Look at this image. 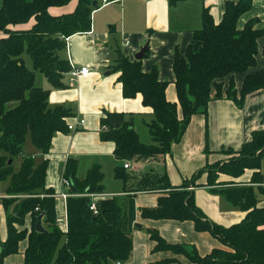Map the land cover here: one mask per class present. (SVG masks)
I'll use <instances>...</instances> for the list:
<instances>
[{
    "label": "trees",
    "instance_id": "16d2710c",
    "mask_svg": "<svg viewBox=\"0 0 264 264\" xmlns=\"http://www.w3.org/2000/svg\"><path fill=\"white\" fill-rule=\"evenodd\" d=\"M70 0H1L0 4V179L9 178L3 197L4 207L13 204L6 214V238L0 242V264L5 256L19 250L26 241L24 264H121L130 259L133 251L131 230L135 224L134 194L137 191H157L156 205L140 208L144 218L192 220L197 231H208L228 249L213 248L200 255L196 247L186 243L167 242L155 228H147L154 245L152 252L170 250L183 254L192 264H264V205L260 204L256 189L262 190L260 171L264 154V129H255L249 140L239 149L226 148L225 154L236 157L206 164L181 185L172 186L166 173L153 170L133 175L123 165L114 168L115 177L124 182V191L134 192L119 202L116 196L101 197L97 211L89 208L86 193L103 192V171L99 164L91 165L83 178L76 176L78 161L67 159L64 176L70 180V195L66 198L67 226L64 230L56 222L55 189L46 186L47 154L55 133H69L67 125L74 113L65 105L48 104L50 90L36 84V71L41 72L54 88H64L63 77L70 69L66 58L58 51L65 48L66 38L91 27V13L99 7L100 0H77L72 12L52 15L48 9L63 6ZM113 1V0H109ZM180 0H168L170 5ZM253 0H226L219 21H215L209 8L201 12V26L192 31V38L200 42L194 49L189 44L184 52L174 48L173 72L177 101L166 97L168 81L161 80L158 68L149 71L141 68V59H130L123 54L114 39V58L107 67L118 73L122 96L133 98L140 94L144 107L153 115L144 122L151 142L144 143L129 126L134 116L129 113L104 111L100 138L114 144L113 153L122 161L154 159L167 154L171 145L179 141L194 114L206 116L212 99L228 98L242 106L251 92L264 88V67L247 73L256 66L257 39L264 36V27H258L257 17L249 19L243 27L238 18L252 6ZM34 19L27 29H13L17 24ZM149 50L145 51L147 55ZM27 53L33 64L26 67L22 54ZM264 60V45L261 48ZM245 76L239 88L234 74ZM228 77L223 88L222 79ZM120 123L114 127L112 121ZM43 154L41 161L24 156L17 171L14 158L22 151L26 136ZM252 169L248 182H215L220 173L240 176ZM205 174V185L221 194L231 204L245 212L236 223L224 225L207 218L196 205L188 189L198 186ZM218 173V174H217ZM256 184V185H254ZM39 215L45 231H37ZM169 259H159L153 264H163Z\"/></svg>",
    "mask_w": 264,
    "mask_h": 264
},
{
    "label": "crops",
    "instance_id": "0c3cea01",
    "mask_svg": "<svg viewBox=\"0 0 264 264\" xmlns=\"http://www.w3.org/2000/svg\"><path fill=\"white\" fill-rule=\"evenodd\" d=\"M225 1L180 0L170 5L168 0H113L92 11L90 29L67 37L65 48L58 51L59 56L66 58L70 64L88 66L89 73L80 77L74 84H70V75L65 73L64 88H54L49 82L46 85L50 90L49 106L65 105L73 111V119L77 117L84 119L82 128L74 132L54 134L49 153L46 155L48 158L46 186H51L57 191L66 161L73 157L78 161L76 172L78 178H83L91 165L101 166L104 194L121 196L123 202L128 193L134 194L132 191H124V182L117 177L121 190L106 188L104 173L108 179L111 169L113 168L114 173L115 166L123 165L124 161L121 162L115 157L113 142L101 140L100 132L103 125L100 119L104 111L121 112L125 118L129 113H138L143 121L144 118L150 120L153 115L149 108L143 106L140 94L133 98L123 97L121 84L117 80L118 73H112L107 69L114 58L112 51L114 39L118 41L123 54L130 59H134V54L140 47L149 42V52L141 58V68L143 71H149L156 65L159 78L168 81L167 99L177 101L172 68L174 48L178 47L184 52L191 44L197 49L200 42L193 40L192 31L201 26L202 9L208 7L214 20L219 21ZM76 5L77 0H70L66 5L52 6L48 11L52 15H61L72 12ZM254 17L259 19L257 26L264 27V0H253L251 8L238 18L237 26L243 27L245 22ZM12 28L20 29L14 26ZM257 44L256 66L249 68L247 73L264 67L261 53L264 36L257 39ZM244 76L245 73L234 74L237 88ZM255 129H264V88L248 94L242 106L228 98L210 100L206 116L201 113L194 114L182 138L171 145L167 154L157 160L151 158L150 162H162L163 172L166 173L169 183L172 186H179L207 163L226 157L225 152L221 150L239 149L243 142L250 139L251 132ZM42 156L41 153V158ZM110 159L112 164L107 168ZM125 170L138 175L143 173L144 167L133 166L130 162V167ZM252 172V169H245L238 177L220 173L218 180L244 183L250 180ZM204 183L203 173L198 179L199 185H190L188 189L192 191L196 205L207 218L224 225L236 223L244 218V211L227 200L230 205H222V195L211 191ZM261 186L262 190L259 192L264 196V179ZM158 196L157 191L135 192V223L140 226H134L131 230L133 251L130 259L123 264H153L167 256L166 251H151L154 242L150 239L147 228L157 229L167 242L194 245L202 256L213 248L228 249L210 232L195 230L192 220L142 217L140 208L155 206ZM258 199L261 201L260 204L264 205V200L259 197ZM61 200L60 217H65L66 201L62 198ZM5 209L4 204H0V242L7 234ZM25 246L26 241H21L18 252L5 256L2 263L24 264ZM177 258L181 262L186 260V257L181 255H177Z\"/></svg>",
    "mask_w": 264,
    "mask_h": 264
},
{
    "label": "rangeland",
    "instance_id": "374dc122",
    "mask_svg": "<svg viewBox=\"0 0 264 264\" xmlns=\"http://www.w3.org/2000/svg\"><path fill=\"white\" fill-rule=\"evenodd\" d=\"M0 4H1V0H0ZM33 23V19H30L28 22L26 23H22V24H17L14 27L15 28H20V29H24V28H28L32 25ZM22 58L24 60V63L26 65L27 68L34 70L33 69V64H32V59L31 57L27 54V53H23L22 54ZM36 84L39 86H42L43 88H47L46 85H48V81L45 78V76L39 72L36 71ZM222 83H223V88H225L228 84V77H224L222 79ZM234 83L236 85L235 79H234ZM134 118H133V129L137 132L139 139L144 142V143H148L151 142V137L150 134L148 132V129L146 127V125L144 124V122H148V118H144V121L141 119L142 116L139 115L138 113H134ZM24 156H32L35 160V162H39L41 161V151L36 148L30 141V137L27 135L23 144V148L22 151L14 158L12 165H13V169L15 171H17L21 165V161L23 159ZM236 153H229L226 155V158L224 161L220 162L221 164L225 161H228L229 159L236 157ZM149 161V162H148ZM114 162V161H113ZM129 162H131V164L134 165H141L142 167H144V170L142 171L143 173L145 172H149L151 170H153V172H163V166L164 164L162 162H150V159H148L147 161L145 159H136L133 158L131 160H129ZM112 164V160H108V165ZM162 165V166H161ZM109 170V169H108ZM261 173L263 174V179H264V154L262 156L261 159V168H260ZM137 172V171H134ZM218 174V173H217ZM104 176H106V188L107 189H112V190H121V186H120V180H117V178L114 176L113 173V168L111 169L110 174L108 175V179H107V175L104 173ZM219 176V175H218ZM219 179V177H218ZM218 179H214L215 182H218V185L221 186L224 181H220ZM9 184V178H5V179H0V197L5 196L6 194V188ZM257 196L261 199L264 200V196L262 195L261 192H259L258 190H256ZM8 196V194H7ZM119 202H122V197H117ZM222 199V205H230V203H228L226 201L225 198H223L221 196ZM0 204L3 205V200L0 198ZM62 205V200L61 197H57L56 199V214L57 217L60 218V207ZM223 207V206H222ZM13 209V204H10L6 207L5 212L6 214H9ZM224 210V208H223ZM241 221V220H240ZM239 222V221H238ZM166 251L165 253H167V256L161 258V259H169L166 263L163 264H192L190 260H188L186 258V260L184 262L179 261V259L177 258V255H181L184 256L183 254L176 252L175 251H170V250H164ZM107 264H112V262H108Z\"/></svg>",
    "mask_w": 264,
    "mask_h": 264
},
{
    "label": "built area",
    "instance_id": "2783aa9c",
    "mask_svg": "<svg viewBox=\"0 0 264 264\" xmlns=\"http://www.w3.org/2000/svg\"><path fill=\"white\" fill-rule=\"evenodd\" d=\"M109 2H111V1L100 0L99 6L104 5L106 3H109ZM66 40H67V38H66ZM89 71H90V69L86 65L78 66V65L70 64V69L67 72L70 75V80H69L70 84L76 83L80 77L87 75L89 73ZM83 126H84V119L77 117V118H74L67 125V128H68L69 132H74L77 129L82 128ZM123 167L124 168L130 167L129 160L124 161ZM70 186H71L70 180L64 176V171H63V173L60 176L59 186H58L57 191L55 192V196L61 197L62 199H64L66 201V198L70 195V193L68 192V189L70 188ZM86 195L90 197L89 208H90V210L93 211V213H95L97 211V201L99 198H101V197H112V194H104L103 192L102 193H86ZM56 222L58 223V225L60 227H62L65 230L66 226H67L66 213H65V217L56 218ZM115 264H121V263L119 261H117Z\"/></svg>",
    "mask_w": 264,
    "mask_h": 264
},
{
    "label": "water",
    "instance_id": "95a60500",
    "mask_svg": "<svg viewBox=\"0 0 264 264\" xmlns=\"http://www.w3.org/2000/svg\"><path fill=\"white\" fill-rule=\"evenodd\" d=\"M147 50H149V42H146L144 45H142V46L140 47L139 51H137V52L134 54V58H135V59H141V58L143 57L145 51H147ZM132 122H133V121L130 120V124H129V126H132V124H133ZM112 124H114V127H117V126L120 125V123L117 122L116 120H113V121H112ZM41 217H42V215H39L38 220H37V222H36V224H35V229H36L37 231H45L43 225L41 224ZM134 226H135V227H139L140 225H139L138 223H135Z\"/></svg>",
    "mask_w": 264,
    "mask_h": 264
}]
</instances>
